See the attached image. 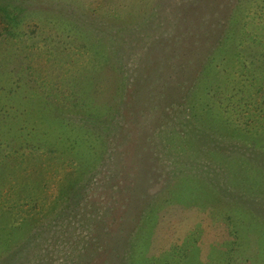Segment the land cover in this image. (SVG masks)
I'll return each instance as SVG.
<instances>
[{"label": "rangeland", "instance_id": "obj_1", "mask_svg": "<svg viewBox=\"0 0 264 264\" xmlns=\"http://www.w3.org/2000/svg\"><path fill=\"white\" fill-rule=\"evenodd\" d=\"M10 2L0 264H264V0Z\"/></svg>", "mask_w": 264, "mask_h": 264}, {"label": "trees", "instance_id": "obj_2", "mask_svg": "<svg viewBox=\"0 0 264 264\" xmlns=\"http://www.w3.org/2000/svg\"><path fill=\"white\" fill-rule=\"evenodd\" d=\"M4 2V6H0V18L1 20L6 23L8 22L9 27H11L12 21L15 25L19 24V22L21 21L18 17V13L21 11H23L22 9H18V8H14V7H10V4L12 2H10V0H2ZM6 7V8H4ZM8 7V8H7ZM19 21V22H18ZM18 22V23H17Z\"/></svg>", "mask_w": 264, "mask_h": 264}]
</instances>
